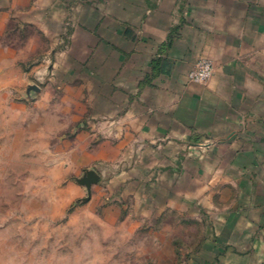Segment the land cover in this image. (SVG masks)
Returning a JSON list of instances; mask_svg holds the SVG:
<instances>
[{"label": "crops", "instance_id": "1", "mask_svg": "<svg viewBox=\"0 0 264 264\" xmlns=\"http://www.w3.org/2000/svg\"><path fill=\"white\" fill-rule=\"evenodd\" d=\"M0 10L28 11L55 72L86 59L110 80L111 104L127 105L112 117L117 136L194 150V218L206 221L194 264H264V0H0ZM201 60L213 76L193 83Z\"/></svg>", "mask_w": 264, "mask_h": 264}, {"label": "rangeland", "instance_id": "2", "mask_svg": "<svg viewBox=\"0 0 264 264\" xmlns=\"http://www.w3.org/2000/svg\"><path fill=\"white\" fill-rule=\"evenodd\" d=\"M23 14L0 10V264H194V150L117 136L110 80L55 72Z\"/></svg>", "mask_w": 264, "mask_h": 264}, {"label": "built area", "instance_id": "3", "mask_svg": "<svg viewBox=\"0 0 264 264\" xmlns=\"http://www.w3.org/2000/svg\"><path fill=\"white\" fill-rule=\"evenodd\" d=\"M214 72V66L209 60H201L196 65L195 69L190 72L189 80L193 83H206L208 82Z\"/></svg>", "mask_w": 264, "mask_h": 264}, {"label": "water", "instance_id": "4", "mask_svg": "<svg viewBox=\"0 0 264 264\" xmlns=\"http://www.w3.org/2000/svg\"><path fill=\"white\" fill-rule=\"evenodd\" d=\"M98 182L99 178L94 173H90L87 178L80 181L82 185H86L88 188H90L92 184H96Z\"/></svg>", "mask_w": 264, "mask_h": 264}]
</instances>
